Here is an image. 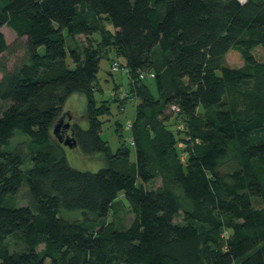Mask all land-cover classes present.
Returning a JSON list of instances; mask_svg holds the SVG:
<instances>
[{"label":"trees","instance_id":"1","mask_svg":"<svg viewBox=\"0 0 264 264\" xmlns=\"http://www.w3.org/2000/svg\"><path fill=\"white\" fill-rule=\"evenodd\" d=\"M3 25L23 56L0 62V264H264V61L253 53L264 0H0V56ZM109 52L128 80L112 98L136 102L134 160L98 132L95 74ZM74 92L87 118L70 128L73 149L100 154L95 171L70 165L52 137ZM16 134L25 148L11 146ZM23 187L27 203H12ZM120 192L125 227L105 220Z\"/></svg>","mask_w":264,"mask_h":264},{"label":"rangeland","instance_id":"2","mask_svg":"<svg viewBox=\"0 0 264 264\" xmlns=\"http://www.w3.org/2000/svg\"><path fill=\"white\" fill-rule=\"evenodd\" d=\"M1 30L4 34L6 43L8 45L7 50L0 56V62H3L7 69H11L14 65L18 64L23 56V49L21 48V37L17 36L16 32L3 25ZM77 43L80 45H85L86 40L83 35L77 36ZM70 41L69 43H71ZM73 43H75L73 41ZM256 59L264 61V50L258 46L253 50ZM115 57L114 52H109L108 57H101L98 62V69L96 72V90L94 91L95 106L97 108L105 105L107 111L101 113L97 116L99 121V135L105 140L112 152H115L119 147L120 143H125L129 148L130 160H134L135 151L134 147L129 143L131 141L130 137V125L134 119L135 115V100L128 99L122 105L119 104L118 100L112 98L114 84L125 86L128 82L127 77L119 70H111L110 60ZM120 59V58H119ZM121 61V59L119 60ZM69 63V61H68ZM225 64L231 67H241L243 62H234L230 56L225 57ZM153 89V87H151ZM175 105L170 106V111L177 110ZM63 115V121L68 122L70 126L74 123H79L85 126V121L87 118V99L81 92H74L71 94L64 107L61 111L60 116ZM57 120L55 121V123ZM54 123V124H55ZM179 126H184V123H179ZM54 127V126H53ZM52 127V137L54 142H57L56 135L53 133ZM71 130L66 131L70 134ZM181 139L178 140L177 147L179 149V154L185 156L187 151V146L189 145L187 136L181 134ZM184 138V139H183ZM25 138L22 135L16 134L11 140V146H16L18 148H25ZM57 149L58 153L62 150L63 154L66 156L68 163L74 167L83 170L95 171L98 169L102 162V156L100 154L86 155L81 152L74 151L73 148H69L67 145L58 143ZM160 185V179L155 178L153 181L147 184L150 188H155ZM10 201L16 205L27 203V191L23 187L19 193L10 199ZM59 215L68 221H77L87 218L89 221L94 222V216L91 214H86L80 210H65L60 209ZM133 218L129 204L124 198L122 192L118 194L117 200L115 201L111 211L105 218L106 221H112L116 227H125L128 225ZM9 247L14 243L12 239H8Z\"/></svg>","mask_w":264,"mask_h":264},{"label":"water","instance_id":"3","mask_svg":"<svg viewBox=\"0 0 264 264\" xmlns=\"http://www.w3.org/2000/svg\"><path fill=\"white\" fill-rule=\"evenodd\" d=\"M63 121V115L60 116L57 119V122L53 125V133L56 135V138L59 142H61L64 145H67L69 148H74L76 146V141L72 135V132L70 134L66 133V129L69 127V123L66 122L64 124V127L61 128Z\"/></svg>","mask_w":264,"mask_h":264},{"label":"built area","instance_id":"4","mask_svg":"<svg viewBox=\"0 0 264 264\" xmlns=\"http://www.w3.org/2000/svg\"><path fill=\"white\" fill-rule=\"evenodd\" d=\"M150 76H152V74H149ZM140 77H143V75H140ZM126 96V92L125 91H120V97H125Z\"/></svg>","mask_w":264,"mask_h":264},{"label":"flooded vegetation","instance_id":"5","mask_svg":"<svg viewBox=\"0 0 264 264\" xmlns=\"http://www.w3.org/2000/svg\"><path fill=\"white\" fill-rule=\"evenodd\" d=\"M65 123H66V122L62 121L61 128L64 127V124H65ZM68 128H69V130H70V128H71L70 124H69V127H68ZM68 128L66 129V131H68Z\"/></svg>","mask_w":264,"mask_h":264}]
</instances>
